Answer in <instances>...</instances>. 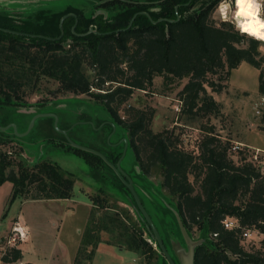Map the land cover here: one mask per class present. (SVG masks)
I'll return each mask as SVG.
<instances>
[{"label": "trees", "instance_id": "1", "mask_svg": "<svg viewBox=\"0 0 264 264\" xmlns=\"http://www.w3.org/2000/svg\"><path fill=\"white\" fill-rule=\"evenodd\" d=\"M92 1L97 4V11L102 9L107 16L95 12L86 16L72 6L58 10L43 8L17 15L7 8L0 10V106L24 103L23 89L42 78L58 82L66 92L90 94L110 115L107 136L115 127L116 144L123 138L128 139L129 147L122 166H126L129 155L133 154L137 167L132 171L124 169L133 179L138 195L176 264L180 263L168 241L170 230L167 225L157 223L148 203L164 207L165 213L173 218V229L181 233L177 217L170 208L173 206L167 203V197L149 195L147 189L141 191L137 186L143 182V176L156 172L162 176L161 186L175 201L173 208L189 235L194 238L193 230L200 231L198 240L202 243L195 249V264H264V250L248 251L243 243L245 231H256L264 236V172L258 157L253 159L246 147L233 151L231 140L224 141L213 129L201 140L198 154L189 152L169 133L155 134L148 128L145 114L141 113L133 121L123 120L118 115L119 107L135 91H148L154 78L162 76L167 82L188 79L178 95L180 112L187 120L218 116L221 104L207 87L221 92L225 86L209 76L228 79L243 62L260 71L259 93L264 97V55L258 47L263 41L240 32L228 21L218 25L214 13L220 0ZM237 11L234 3V12ZM140 12L149 16L139 14L128 29L134 15ZM71 13L78 19L75 33L72 28L76 19L69 17L63 23V37L47 39L60 37V21ZM178 16L180 19L176 21ZM90 30L95 32L80 36ZM87 67L93 72L92 77L87 75ZM261 123L264 124V113ZM6 137V133L0 132V147L8 142L4 140ZM60 144L82 157L90 168L92 179L100 184L99 195L92 199L93 215L79 257L82 253L94 255L103 242L101 232H107L111 237L109 244L146 258L149 263L169 264L139 213L131 192L116 172L101 157L69 145L64 136ZM124 145L119 149L118 145L106 142L101 148L90 147L117 164ZM14 165L11 157L0 150V186L4 182L13 183V198L73 197L77 184L75 175L57 164L38 161L29 167L21 160L17 164L18 173L10 170ZM107 187L133 208L136 220L131 211L119 206L121 201L110 194ZM109 198H114L117 204L110 206ZM97 209L104 210L98 218ZM226 218L237 221L238 227L226 228ZM90 247L92 250L88 251ZM2 260L6 264H32L22 263L23 252L19 248H10Z\"/></svg>", "mask_w": 264, "mask_h": 264}, {"label": "rangeland", "instance_id": "2", "mask_svg": "<svg viewBox=\"0 0 264 264\" xmlns=\"http://www.w3.org/2000/svg\"><path fill=\"white\" fill-rule=\"evenodd\" d=\"M234 3L235 0H232L228 20L222 19L219 13H216L214 21L218 25L222 21H228L240 30L234 18ZM254 3L260 4L259 17L264 20V0H254ZM67 6L77 8L86 16L97 13V4L92 0H0V10L7 8L15 15L36 12L43 8L64 9ZM260 51L264 55V49ZM86 73L89 77L93 75L88 67ZM259 76L260 71L246 62L234 69L228 79H219V76L210 75L211 80L225 86L221 92H215L211 87H207L208 92L221 104V113L218 116L198 118L195 121L187 120L180 112L181 102L178 95L188 79L167 82L162 76L154 78L153 85L148 91H135L119 107L118 115L123 120L133 121L143 113L146 115L148 128L155 134L167 132L176 139L180 147L196 154L199 153V145L206 132L213 129V132L220 135L224 141L231 140L232 146L236 142L242 143L243 147L249 149L252 158L258 157V162L264 172V124L261 123L264 113V97L259 93ZM21 95L24 96L25 102L19 106H0L2 127L14 123L18 127V132L24 133L35 114H56L59 117V128L71 129L69 136L77 144L98 148L103 147L109 141L113 145L116 144L117 135L113 136L114 131L107 136V133H110V127L107 124L111 123L109 113L103 104L90 94L66 92L61 89L58 82L42 78L23 89ZM0 132L6 133L7 137L4 140H8L0 147V150L7 153L15 162L10 170L14 169L18 173L17 164L21 160L29 167L38 161H48L73 173L77 180L72 198L54 200L13 198V183L4 182L0 186V241L12 235L13 228L18 225L23 228L26 237L16 245L22 250L23 259L28 263L153 264L131 251L109 244L111 237L107 232H101L103 242L98 246L94 255L82 253V257H79L84 235L93 215L92 199L99 195L97 190L100 187V184L92 179L89 166L72 149L60 144L63 141V135L54 127V122L49 121L48 118L39 119L31 133L24 138L17 137L13 129ZM124 139L127 138L118 142L119 149ZM240 156L243 154L241 153ZM136 164L138 163L134 155L130 154L124 168L132 171L133 167H137ZM143 177V182L137 183L141 191L145 188L149 195L157 194L162 199L167 197V203L175 208V201L167 196V192L161 186L162 176L158 172L152 176ZM190 179L195 183L193 176ZM195 186L198 189L197 183ZM106 190L118 197L121 201L118 203L119 206L131 211L136 220L133 208L124 203L116 191L110 187ZM115 204H117L115 199H110V206ZM148 208L160 226L163 224L168 226L170 230L168 241L175 254L176 250L180 249L179 245L188 250L182 232L175 231L172 227L173 218L169 215L170 213H165V208L160 205L148 203ZM103 212L104 210L97 209L96 218L100 217ZM193 235V239L198 240L200 231L195 228ZM244 238L243 243L246 250L257 251L261 248L264 250V236L260 233L251 231L250 236ZM149 242L155 249H158L155 243L150 240ZM91 250L90 247L88 251ZM2 257L0 251V264H6ZM176 257L180 262L178 255Z\"/></svg>", "mask_w": 264, "mask_h": 264}, {"label": "water", "instance_id": "3", "mask_svg": "<svg viewBox=\"0 0 264 264\" xmlns=\"http://www.w3.org/2000/svg\"><path fill=\"white\" fill-rule=\"evenodd\" d=\"M105 2V1H103ZM178 11V8L176 9ZM96 14H104L105 16H107V12L104 11V10H99L97 11ZM139 14H144V15H148V13L146 12H140V13H137L136 15H134V17L132 18V20L130 21L129 23V26H128V29L132 27L136 17L139 15ZM69 17H74L76 19V23L75 25L73 26L72 30L73 32L75 33V29H76V26L78 24V19H77V16L73 13L71 14H67L65 15L64 17H62L61 21H60V30H61V35L59 38H47L49 40H60L63 35H64V30H63V23L64 21L69 18ZM180 18L178 16L177 20L178 21ZM160 21H163V19H161ZM6 32H12V31H9V30H5ZM95 32L94 30H90L88 33H85V34H80V36H86V35H89L91 33ZM12 33H16V34H19L17 32H12ZM32 37H36L35 35H31ZM41 38H44V36H39ZM42 118H52L54 119V127L58 130V132L60 134H62L65 138H66V141L69 145H71L72 147L76 148V149H79V150H83V151H86V152H89V153H92V154H95L99 157H101L115 172L116 174L120 177V179L122 180V182L127 186V188L129 189V191L131 192L134 200H135V203H136V206L138 208V211L139 213L141 214V216L144 218V220L147 222V224L149 225L151 231H152V234L157 242V244L159 245L163 255L165 256V258L167 259L168 263L169 264H176V262L174 261V259L172 258L171 254L169 253L166 245L164 244V241L154 223V221L152 220L150 214L148 213L147 209L145 208L140 196L138 195L136 189H135V185H134V182H133V179L131 178V176L125 171V169L123 168L122 166V162L124 161L126 155H127V151H128V147H129V142L127 139H124L122 141V143H125V147H124V151H123V154L121 156V158L119 159V161L117 162V164H113L111 163L107 157L99 152L98 150L96 149H93L91 147H86V146H83V145H79L77 144L76 142H74L70 136H69V132L71 129H60L59 128V117L56 115V114H41V113H37L33 116V118L31 119L30 121V124L28 126V129L26 130V132L24 133H19L18 132V127L16 124L14 123H11L5 127H2L1 124H0V131H8L9 129H13L15 135L19 138H24L26 136H28L32 129L34 128V126L36 125V122L39 120V119H42ZM115 127H114V132L113 134L115 133ZM112 136V135H111ZM110 136V137H111ZM110 137L108 139V141L110 140ZM110 142V141H109ZM117 144H115V146H117ZM170 207V206H169ZM176 217H177V220H178V223H179V226H180V230L182 232V235L187 243V248L188 250L185 249V247H182V245H179L180 246V251L179 250H176V255H178L179 257V260H180V264H195V249L198 245H200L202 243V240H194L188 233L187 229L185 228L182 220H181V217L180 215L178 214V212L173 208V207H170Z\"/></svg>", "mask_w": 264, "mask_h": 264}, {"label": "clouds", "instance_id": "4", "mask_svg": "<svg viewBox=\"0 0 264 264\" xmlns=\"http://www.w3.org/2000/svg\"><path fill=\"white\" fill-rule=\"evenodd\" d=\"M235 4L238 11L234 14V18L238 21L237 27L240 31L264 41V20L259 17L260 4L254 3V0H235ZM231 7L232 0H220L214 15L219 13L222 19L228 20ZM241 17L244 19L240 20ZM258 47L264 49V43Z\"/></svg>", "mask_w": 264, "mask_h": 264}, {"label": "built area", "instance_id": "5", "mask_svg": "<svg viewBox=\"0 0 264 264\" xmlns=\"http://www.w3.org/2000/svg\"><path fill=\"white\" fill-rule=\"evenodd\" d=\"M264 101V98H263ZM243 144L242 143H238L236 142L235 145H233L232 150L233 151H239L243 148ZM257 158V156L255 157ZM18 224V223H17ZM224 225L226 228L228 229H233L238 227V223L237 221H235L234 219L231 218H226L224 220ZM251 231H245L243 233L244 237H249L250 236ZM26 237L25 232L23 231V228L21 226H15L12 230V235H10L9 237H7L4 240L0 241V251L2 253V255H6L8 250L10 248H18V246L16 245L18 242L22 241L24 238Z\"/></svg>", "mask_w": 264, "mask_h": 264}, {"label": "crops", "instance_id": "6", "mask_svg": "<svg viewBox=\"0 0 264 264\" xmlns=\"http://www.w3.org/2000/svg\"><path fill=\"white\" fill-rule=\"evenodd\" d=\"M131 1H133V2H136V3H138V2H141V1H144V2H150L151 0H131ZM240 143V142H239ZM107 244V243H106ZM102 245H104V244H102ZM108 245V244H107ZM22 263H28V262H26V261H24V259H23V261H22Z\"/></svg>", "mask_w": 264, "mask_h": 264}]
</instances>
